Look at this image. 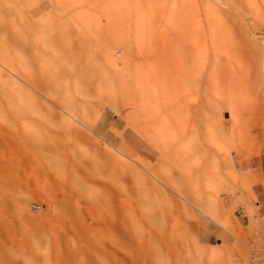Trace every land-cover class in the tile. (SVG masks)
Returning <instances> with one entry per match:
<instances>
[{
    "label": "rangeland",
    "instance_id": "rangeland-1",
    "mask_svg": "<svg viewBox=\"0 0 264 264\" xmlns=\"http://www.w3.org/2000/svg\"><path fill=\"white\" fill-rule=\"evenodd\" d=\"M263 81L264 0H0V264H248Z\"/></svg>",
    "mask_w": 264,
    "mask_h": 264
},
{
    "label": "built area",
    "instance_id": "built-area-1",
    "mask_svg": "<svg viewBox=\"0 0 264 264\" xmlns=\"http://www.w3.org/2000/svg\"><path fill=\"white\" fill-rule=\"evenodd\" d=\"M237 214L243 213L238 210ZM245 245L248 252V264H264V230L253 235Z\"/></svg>",
    "mask_w": 264,
    "mask_h": 264
},
{
    "label": "bare ground",
    "instance_id": "bare-ground-1",
    "mask_svg": "<svg viewBox=\"0 0 264 264\" xmlns=\"http://www.w3.org/2000/svg\"><path fill=\"white\" fill-rule=\"evenodd\" d=\"M258 75H259V73H258ZM260 77V76H259ZM258 77V78H259ZM259 80V79H258ZM172 81V80H171ZM258 82V81H257ZM264 82V81H263ZM159 83V82H158ZM173 83V82H172ZM171 83V84H172ZM260 83V82H259ZM158 85H160V84H158ZM177 85V84H176ZM258 85V84H257ZM261 85H262V83H261ZM162 87V86H161ZM260 89H261V87H259ZM93 89V88H92ZM98 89V88H97ZM159 89H160V86H159ZM126 90V89H125ZM95 91V90H94ZM130 91V90H129ZM100 92V91H99ZM126 92V91H125ZM141 92V91H140ZM95 93V92H94ZM142 93V92H141ZM159 93V92H158ZM89 94V93H88ZM93 94V93H92ZM172 94V93H171ZM91 96V95H90ZM98 96V95H97ZM138 96H140L139 94H138ZM179 96V95H178ZM137 97V96H136ZM99 98V97H98ZM135 98V97H134ZM71 99H73V98H71ZM113 99V98H112ZM111 99V100H112ZM146 99H147V97H146ZM75 100V99H74ZM135 100H137V98L135 99ZM168 100V99H167ZM148 101V100H147ZM151 101V100H150ZM176 101V100H175ZM179 101V100H178ZM185 101V100H184ZM74 102V101H73ZM92 102V101H91ZM171 102V101H170ZM138 103V102H137ZM166 103V102H165ZM177 103V102H176ZM69 104V103H68ZM72 104V103H71ZM70 104V105H71ZM93 104V103H92ZM263 104V103H262ZM156 105V104H155ZM167 105V104H166ZM173 105V104H172ZM179 105V104H178ZM65 106V105H64ZM69 106V105H68ZM74 106V105H73ZM130 106H131V104H130ZM185 106V105H184ZM254 106V105H253ZM259 106V105H258ZM71 107V109H72V106H70ZM163 107V106H162ZM166 107V106H165ZM175 107V106H174ZM85 108V107H84ZM126 108H129V107H126ZM131 110V109H130ZM181 110V109H180ZM68 112L70 111V110H67ZM132 111V110H131ZM188 111V110H187ZM65 113V112H64ZM70 113V112H69ZM70 115V114H69ZM95 115V114H94ZM76 116H78V115H76ZM160 116V115H159ZM70 117V116H69ZM90 118H93V117H90ZM95 118V117H94ZM97 118H99L98 116H97ZM81 119V118H80ZM83 119V118H82ZM166 119V118H165ZM187 120V119H186ZM76 121V120H75ZM74 121V122H75ZM91 121V120H90ZM78 122V121H77ZM97 122V121H96ZM150 122V121H149ZM151 123V122H150ZM149 123V124H150ZM155 123V122H154ZM87 124V123H86ZM177 124V123H176ZM180 124V123H179ZM77 125V124H76ZM83 125V124H82ZM178 125V124H177ZM181 125V124H180ZM87 126V125H86ZM138 126V125H137ZM140 126H141V124H140ZM136 127V126H135ZM142 127H144V126H142ZM149 127V126H148ZM88 128V127H87ZM176 128V127H175ZM89 129V128H88ZM63 130V129H62ZM86 130V129H85ZM89 131V130H88ZM141 131V130H140ZM145 131V130H144ZM147 131V130H146ZM91 132V131H90ZM141 133V132H140ZM149 133V132H148ZM93 134V133H92ZM142 134V133H141ZM143 136V135H142ZM150 136V135H149ZM168 139V138H167ZM144 141V140H143ZM148 141V140H147ZM146 144H149V143H146ZM148 145H146V147H147ZM149 148V147H148ZM151 148V147H150ZM156 153V152H155ZM241 211H242V213H243V210L242 209H240Z\"/></svg>",
    "mask_w": 264,
    "mask_h": 264
},
{
    "label": "crops",
    "instance_id": "crops-1",
    "mask_svg": "<svg viewBox=\"0 0 264 264\" xmlns=\"http://www.w3.org/2000/svg\"><path fill=\"white\" fill-rule=\"evenodd\" d=\"M133 137H127V135H125L124 140L126 141V143H128V145H130L132 148L134 149H139L140 147V143H139V138H133Z\"/></svg>",
    "mask_w": 264,
    "mask_h": 264
}]
</instances>
